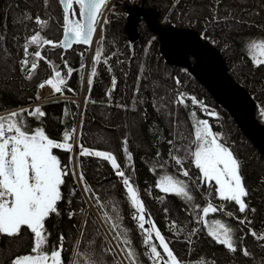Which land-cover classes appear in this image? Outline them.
Returning a JSON list of instances; mask_svg holds the SVG:
<instances>
[{
    "label": "trees",
    "instance_id": "1",
    "mask_svg": "<svg viewBox=\"0 0 264 264\" xmlns=\"http://www.w3.org/2000/svg\"><path fill=\"white\" fill-rule=\"evenodd\" d=\"M3 1L0 0V108L6 106L14 109L25 106L36 99L38 83L51 75L50 70L48 71L44 64H37V69L34 72L29 71L31 62L37 63L34 53L42 45V43L32 45L30 43L31 36L39 32L43 39H52L55 42L62 39L64 13L59 0H47V3L46 0H7L6 5L3 4ZM161 1L142 0V7L145 10L148 7L156 6L157 8L159 4L163 5ZM184 1L167 0V8L157 16V24L166 28L171 25L194 27L202 34L207 30L205 25L210 24L207 38L211 42L215 41L214 45L219 48L225 49V46L230 47L231 45L230 50L233 53L229 57L231 64L241 62V66L237 65L235 66L237 69L233 70L234 73L238 71V75L234 77L242 84L248 85L249 82L260 88L262 91H258L256 101L264 105V68L262 66L254 67L247 55L248 40L253 35L264 36V34L251 30L249 24H242L241 28L237 30L216 31L214 29L220 21L215 22L209 11V6L214 5L216 0H193V9L191 10L187 6L182 9L183 11L181 10L183 16H180L179 6ZM224 3L226 5L224 8L229 7L239 11L247 4L257 9L261 7L264 10V0H225ZM124 6V2L120 0L113 4L105 18L107 23H104L103 36L96 43L91 55H89L90 50L83 46H76L66 51L64 57L58 51L51 52L49 55L55 68L65 75L66 86L64 89H71L68 91L72 96L79 95L81 92V85L89 61L86 88H89L88 80L90 78L92 84L79 125L80 145L92 150L110 152L117 158L122 170L131 175L134 186L140 192L146 207V218L148 214L151 215L162 234L172 241L170 247L178 259L184 261V264H195V261L201 258L213 261L214 264H264V241L254 238L251 234L252 231H255L257 237L264 236V156L237 127L233 129L231 125L234 122L231 117L211 99L186 69L170 66L164 61L160 55L159 36L155 32L147 29V32L151 30L149 37L143 42L140 38L141 43L135 46L134 50L131 49L126 27L129 21L126 13L129 14V12ZM37 15L47 21L45 28L41 29L34 22ZM256 17H259L257 12ZM198 22L200 24L197 26ZM216 39L221 40L223 45L218 44L217 46L219 42ZM122 41L125 46L121 43ZM26 44L32 55L29 59V68H22L20 61L24 57ZM136 50L140 52L137 57L134 55ZM98 51L100 52V61L95 62ZM65 62L68 67L73 69L70 77L66 76ZM93 68L96 69L94 77L91 76ZM46 70L47 73H45ZM28 75H31L32 79H27ZM12 76L14 78L11 79ZM13 79L16 81L15 85L11 83ZM113 80H115V85H113ZM177 80L179 84L176 83ZM161 93H169L173 109L176 112V119L183 126L185 136L192 135V125L195 123V119H206L212 130L220 134L224 142L231 144L241 163V174L249 192V196L245 198L249 210L240 213L238 206L234 203L214 199V204L226 203L227 210L233 211L235 217L239 219L228 218L220 212L209 214L204 218L209 223L212 219H221L238 230L235 235L242 236L243 240L235 253L229 252L207 235V225L196 223L193 215H189L191 205L173 194L160 192L156 187L160 176L178 173V166L168 158L167 153L170 145L166 141L172 140L177 146L187 143L185 139L174 133L173 125L177 124V121L164 119L163 111H160L159 114L156 112L158 105H155L154 97L156 95L161 97ZM178 93H184L187 96L195 94L199 100L205 98L217 108L220 118H206L200 107L191 105L190 101H187L188 108L175 104L174 101ZM40 108L42 109L44 106ZM95 111L100 113L94 115ZM193 111L197 113L195 119L191 116ZM44 112L46 115L43 118L36 120L28 118L27 121L33 126L38 124L44 127L51 137L58 138L64 128L70 134L73 133L78 117V101L76 99L70 98L49 103ZM93 122L97 126L99 123L103 126L102 123L106 122L109 128L110 126L117 127L111 130L112 136L106 138L107 145L92 143L91 140L94 139L95 134L91 131ZM124 124L125 127L122 128ZM216 126L219 127V132H217ZM229 133L230 136H228ZM87 138L90 142L86 140ZM124 140L128 141L127 147L133 156L132 161L127 160L123 150ZM72 141L73 139L70 143ZM157 152H160V157L156 156ZM177 155H183V153L180 152ZM164 160H167V164L161 168L160 165ZM78 163L79 173L83 174L86 185L93 190V193L98 195L104 203L111 202V204L119 206L118 211L124 227L128 229L131 247L137 253L139 264H152L142 243V233L132 218L133 209L125 195L126 189L122 179L116 175L111 164L101 158L79 155ZM70 164L72 168L71 161ZM185 166L190 171L195 169L190 158L185 161ZM70 176L72 179H66L62 190L64 199L58 203L60 215L52 214L48 218L46 226L48 242L52 245H58L61 234L64 235L63 257L65 264H73L81 246L86 252L91 249L93 254L101 255V250L106 244V241H103L101 237L106 234L107 228L104 225L105 229L101 227L100 233L97 234L96 229L100 227L101 222L92 211H87L88 202L85 195L80 189L76 177L71 173ZM190 188L194 191L196 202L201 206H206L209 199L206 193L209 188L207 186L197 187L191 183ZM73 191L75 194L70 195ZM93 193L86 194L96 207ZM213 196H215L214 191ZM68 201L71 203L69 204ZM164 209H168L167 214ZM251 209H255V211H251ZM70 210L76 213L74 220L68 218ZM97 212L102 218V212L99 210ZM239 220H244L245 223L241 224ZM92 221L97 223L94 225ZM247 221H251V223L249 224ZM171 222H176L181 226L182 232L179 236L169 232ZM193 228L200 229V231L192 237L191 243H189L188 234ZM18 238L3 237L0 239V246H7L5 243H16ZM17 244V248L11 251V255L28 251L32 242L27 237L26 241L20 245ZM243 248H247L251 253L250 257L242 254L240 249ZM2 261L0 260V264ZM103 264H111V257L104 256Z\"/></svg>",
    "mask_w": 264,
    "mask_h": 264
},
{
    "label": "snow or ice",
    "instance_id": "2",
    "mask_svg": "<svg viewBox=\"0 0 264 264\" xmlns=\"http://www.w3.org/2000/svg\"><path fill=\"white\" fill-rule=\"evenodd\" d=\"M59 3L62 5L64 13L62 41L57 44L50 39H43L37 32L31 36L30 43L32 45L42 43L51 45L52 48L60 47L62 49H69L74 44H90L108 0H59ZM29 19H31L30 16ZM34 22L41 29L47 26V21L42 20L39 15L35 17ZM104 23H107V20ZM30 55L32 54L26 44L24 59L20 61L22 68H29L28 57ZM247 55L254 67L264 66V38H260L259 42L253 40L247 49ZM34 57L36 61L46 59L40 51H35ZM99 61L100 52L98 51L95 62ZM65 67H67L66 76L70 77L73 69L68 67L66 62ZM36 69L37 63L31 62L29 71L34 72ZM53 72L54 78L47 79L38 87L43 89L48 85L54 92L61 93L66 86L65 75H62L55 66H53ZM95 75L96 69L93 68L91 76ZM27 79H32V76L28 75ZM176 83L179 84V81L177 80ZM91 84L92 79L90 78L88 80L89 89ZM113 85H115V80H113ZM68 90L71 91V89ZM187 101H190L193 106L199 105L207 112L206 106L196 97L187 96L184 93H178L174 103L188 108ZM207 114L216 115L214 112ZM45 115L46 113L40 107H36L34 110H12L6 106L0 108V238L22 237V229H27L32 234L30 253L15 257L11 264H65L63 258L65 237L61 234L58 246L49 249L45 222L52 214L60 215L58 203L64 199L61 189L65 184V177L69 175L70 171L77 181L83 184L85 193H93V190L86 185L83 174H77L75 170H70L66 165H62L61 160L53 152L54 149L72 152L73 143L69 142L73 139L72 134L65 132L62 142H57L51 139L42 127L33 129L28 124V116L43 118ZM191 116L195 119L197 113L193 111ZM260 116L264 118V108L260 110ZM180 135L187 141L186 144L177 146L172 140L166 141L170 145L167 153L168 158L178 166V173L160 176L156 187L160 192L173 194L191 205L189 215H193L196 223L206 224L207 235L229 252L235 253L243 240L242 236L235 235L238 230L221 219H212L209 223L204 218L209 214L220 212L228 218L239 219L235 217L233 211L227 210L226 203L214 204V199L234 203L238 206L240 213L249 210V205L245 200L249 196V192L241 174V163L230 147L222 142L220 134L212 130L206 119H195L190 137L184 136L182 133ZM127 145L128 141L124 140L123 150L127 160L132 161L133 156ZM80 149L81 156H95L108 161L116 175L122 179L126 189L125 195L133 209L132 218L142 233V243L152 264H184V261L178 259L170 247L172 241L162 234L151 215L148 214L146 218V207L140 192L134 186L131 175L122 170L117 158L110 152L92 150L83 145H80ZM180 152L183 155H177ZM160 155V152L156 153L157 157ZM189 158L194 167L199 170V175L195 178L190 175V169L185 166V161ZM166 164L167 160H164L160 165L161 168ZM190 183L196 184L197 187L207 186L209 188L206 193L209 198L206 206H201L196 202ZM213 191L215 196H213ZM74 194V191L70 193V195ZM93 199L97 209L102 212V221L96 231L99 234L101 227L107 226L106 234L101 237L103 241H106V244L101 250V255L93 254L91 249L86 252L81 246L73 264H103L104 256L111 257V264H139L137 253L131 247L128 229L124 227L118 211L119 206L111 204V202L104 203L94 193ZM68 203L70 204L71 201ZM164 211L167 214L168 209H164ZM251 211H255V209H251ZM75 215L76 213L70 210L68 218L74 220ZM239 222L245 223L244 220H239ZM92 223L95 225L97 222L92 221ZM247 223L250 224L251 221H247ZM199 231L200 229L196 228L191 230L188 234L189 243ZM169 232L179 236L182 228L176 222H171ZM251 234L254 238L264 241V236L257 237L255 231H252ZM240 250L244 256H251L247 248ZM195 264H214V262L201 258L195 261Z\"/></svg>",
    "mask_w": 264,
    "mask_h": 264
},
{
    "label": "water",
    "instance_id": "3",
    "mask_svg": "<svg viewBox=\"0 0 264 264\" xmlns=\"http://www.w3.org/2000/svg\"><path fill=\"white\" fill-rule=\"evenodd\" d=\"M126 10L130 14L126 24L130 42L139 40L138 25L141 17H144L149 28L159 36L160 55L165 62L173 67L187 69L211 98L225 108L237 128L264 156V125L255 118L257 101L228 74L221 51L206 38V34L202 35L190 27L156 26L155 18L145 10L133 8L127 3ZM95 32L90 44L79 45L90 47Z\"/></svg>",
    "mask_w": 264,
    "mask_h": 264
},
{
    "label": "rangeland",
    "instance_id": "4",
    "mask_svg": "<svg viewBox=\"0 0 264 264\" xmlns=\"http://www.w3.org/2000/svg\"><path fill=\"white\" fill-rule=\"evenodd\" d=\"M7 0H4L3 2V4L4 5H6V2ZM8 1H12V0H8ZM7 1V2H8ZM217 1V0H216ZM161 2H163V5H160L159 4V7H157L156 8V6L155 7H148V8H146L147 10H145L144 8H142L141 10H145L148 14H149V16H151V17H153V18H155V25L157 26V16L161 13H163L165 10H166V8H167V0H162ZM220 6H219V8H218V10H219V12L217 13V14H213L212 15V19L214 18V21L215 22H217V21H220V23H218L216 26L217 27H215V29L214 30H216V31H232V30H237V29H240L241 28V26H242V24H249V26H250V29L251 30H256V31H260L261 33H263L264 34V16H263V14H264V10L260 7V9H257L256 7H254V6H250L249 4H247V5H245L244 7H242L241 8V10L239 11V10H235L234 8H229V7H227V8H224L226 5H225V3L224 4H222L223 3V0H220ZM192 3H193V0L191 1V0H185L182 4H181V6H179V9H180V12H181V10L182 9H185L187 6H189L190 8H191V10L193 9V7H192ZM228 3V1L226 2V4ZM165 5V6H164ZM213 5V4H212ZM212 7H214V6H212ZM211 8V6H209V9ZM224 8V9H223ZM183 11V10H182ZM210 11V10H209ZM222 11H226V14L225 15H222ZM256 12H257V15H259V17H256ZM180 16H183V13L181 12L180 13ZM261 16H263V17H261ZM141 22H142V28H141V35H140V32L139 31H137L138 32V35L141 37V39H142V42L147 38V37H149V35H150V31H146V27H145V24L144 23H146V25H148L147 24V20L145 19V18H143L142 20H141ZM211 23V22H210ZM197 24V26H198V24H200L199 22L198 23H196ZM172 26H174V25H172ZM175 27V26H174ZM211 27V25L210 24H206L205 25V28H207V30L205 31V32H208L209 31V28ZM192 28V27H191ZM139 29V28H138ZM193 29L194 30H196V31H198V32H200L197 28H194L193 27ZM216 37V36H215ZM260 38H264V36L262 35H253L249 40H248V48H249V42H250V44L253 42V40H255L256 42H259V40H260ZM231 44V43H230ZM232 47H231V45H230V47L229 46H225V49H223V51L221 50V48H219L218 47V49L221 51V53H222V56H223V60H224V62H225V66H226V68H227V72H228V74L232 77V78H234L235 80H236V78L234 77V76H236V75H238V71L237 72H235L234 73V71L237 69L235 66H241V62L240 63H232L231 64V62H230V60H229V57H231V54H233L232 52H231V49ZM56 52V51H55ZM139 54H140V52L139 51H134V55L137 57V55L139 56ZM257 55H258V53H257ZM231 59V58H230ZM250 59V58H249ZM251 60V59H250ZM251 62V61H250ZM251 64H252V62H251ZM133 65V64H132ZM263 68H264V66H262ZM234 70V71H233ZM160 74V73H159ZM12 78H14L13 76L11 77V79ZM42 80H44V79H42ZM238 81V80H237ZM239 82V81H238ZM13 85H15L16 84V81L13 79V81L11 82ZM240 83V82H239ZM247 91H249V93L256 99V97H258L257 96V93H258V91L260 90V88H257L255 85H252L253 83H249L248 82V85H246V84H242V83H240ZM251 85V86H250ZM249 86L250 87H252L251 88V90H250V88H249ZM143 87V86H142ZM260 91H262V90H260ZM192 97H196V95L195 94H192ZM198 100V99H197ZM154 101H155V105L157 104L158 105V110L156 111L158 114H159V112L160 111H163V118L164 119H169L170 121L171 120H176L177 121V124H174L173 125V130H174V133H175V135L176 136H178V137H181V133L185 136V134H184V131H183V126L181 125V123L178 121V119H176L177 117H176V112H175V109H173V104L171 103V99H170V97H169V93H161V97H158L157 95L154 97ZM199 101V100H198ZM144 102H146V101H144ZM96 113H100V112H98V111H95V113H94V115H96ZM84 114V110H83V112H82V115ZM128 114V113H127ZM83 118V117H82ZM180 119V118H179ZM232 123V122H231ZM123 124V123H122ZM102 125L103 126H101L100 125V123H99V126H97L96 124H94V122L92 123V127H91V131L92 132H94L95 134H94V139L92 138V143L94 142V144H96V145H107L108 143H107V141H106V138L108 137V136H112L111 134H112V132H111V130L112 129H116L117 127H113V126H110V128H109V125H108V123H102ZM231 126H233V129H234V124L232 123V125ZM125 127V124H124V126L122 127V128H124ZM109 128V129H108ZM216 128V130H217V132H219L218 130H220L219 129V127L218 126H216L215 127ZM94 131H93V130ZM232 129V130H233ZM122 131V130H121ZM241 132V131H240ZM79 133H80V131H79ZM230 133H231V131H230ZM228 134V136H230L231 134ZM239 135V134H238ZM182 138V137H181ZM245 138H247L246 136H245ZM180 139V138H179ZM183 139V138H182ZM87 141H89V139L87 138L86 139ZM90 142V141H89ZM251 143V142H250ZM77 155V154H76ZM72 157V159L75 157V153H74V156H71ZM70 161H71V158H70ZM74 164H72V166H73ZM74 167V166H73ZM70 168V170H75V172L77 173V171H76V169L75 168ZM70 173H71V171H70ZM72 175V174H71ZM190 175L193 177V178H195L197 175H199V170L198 169H192L191 171H190ZM77 179V178H76ZM80 183V182H79ZM192 184V183H191ZM192 185H196V184H192ZM80 186H83V184L82 183H80ZM85 195H86V201L87 202H89V206H90V208L91 209H93V210H96V212L98 211L97 210V208L94 206V204L91 202V200L89 199V197L87 196V194L85 193ZM90 208L88 207V211H90L91 212V210H90ZM97 214H98V212H97ZM98 216H99V214H98ZM100 221H102V218H101V216H99V218H98ZM26 236L27 235H25V236H22V237H19L18 238V240H17V242L16 243H5V245H7V246H5V247H2V246H0V260H3L2 261V263L1 264H4V263H6L9 259V262H8V264H11V262H12V260H13V255H11V251H13L14 249H16L17 248V243H19V245L23 242V241H26ZM51 243L50 242H48V244H47V247L48 248H51ZM57 246V245H56ZM56 246H52V247H56ZM30 247H32V244L30 245ZM28 253H30V251H28V252H21V254H17L15 257H17V256H19V255H22V254H28ZM14 257V258H15ZM122 259H124L123 257H122Z\"/></svg>",
    "mask_w": 264,
    "mask_h": 264
},
{
    "label": "flooded vegetation",
    "instance_id": "5",
    "mask_svg": "<svg viewBox=\"0 0 264 264\" xmlns=\"http://www.w3.org/2000/svg\"><path fill=\"white\" fill-rule=\"evenodd\" d=\"M128 2L129 3H127V5L128 6H133V8H137V9H142V8H144V7H142V0H136V1H132V0H128ZM224 2H225V0H223V3L222 4H224ZM220 0H217L216 1V3L214 4V5H212V6H214V7H212L211 6V8H210V14L211 15H213V14H217L218 12H219V10H218V8H219V6H220ZM124 7H126V5L124 6ZM226 14V11H222V15H225ZM126 17H128V14L126 13ZM77 18H78V16H77ZM144 17H141V20L143 19ZM141 20H140V22H139V25H138V31L140 32V35H141V28H142V22H141ZM145 24V29L147 30V29H150L149 28V25H146V23H144ZM147 24H148V21H147ZM172 26V25H171ZM175 26V25H174ZM176 28H183V27H178V26H175ZM151 31V30H150ZM207 33L208 32H206V35H207ZM140 36H139V40H137L136 42H134V43H131L129 40V42L131 43L130 44V46H131V49L132 50H134V47L135 46H138L141 42H140ZM216 41L217 42H219V43H217V46H218V44H220V45H223L222 44V41L221 40H219L218 41V39H216ZM215 42V41H214ZM221 42V43H220ZM122 44H124V41H122L121 42ZM96 45V44H95ZM76 46H83V47H86L87 49H89L87 46H85V45H74L72 48H74V47H76ZM124 46H125V44H124ZM95 47V46H94ZM222 48V47H221ZM94 49V48H93ZM90 50V49H89ZM222 51H223V48L221 49ZM57 51L58 52H60L61 54H62V56L64 57L65 56V52H64V50L62 49V48H59V49H57ZM93 51V50H92ZM165 61V60H164ZM46 67V69L49 71V68H48V66H45ZM47 70H46V72L45 73H47ZM66 90V89H65ZM90 90L91 89H87L86 87H85V93L87 94V96L89 95V93H90ZM66 92H67V94H70V92L68 91V90H66ZM58 101H60V100H58ZM63 101V100H62ZM52 102H56V101H50L49 103H52ZM49 103H47V104H49ZM47 104H45L44 105V108H42V110L44 111V109H45V107L47 106ZM12 110H19V108H14V109H12ZM25 115H27L26 113H25ZM30 119V118H34V117H30V116H28L27 117V119ZM35 120L37 119V118H34ZM28 124L34 129V128H36V127H42L41 125H38V124H36V126H33L29 121H28ZM234 126H235V123H234ZM236 127V126H235ZM43 129H44V127H42ZM45 130V129H44ZM65 132H68L67 130H66V128H64L63 130H61V132H60V135H59V137L57 138V137H51L50 135H49V133L48 132H46L45 131V133L51 138V139H53V140H56L57 142H62V138H63V134L65 133ZM70 142V141H69ZM229 147H230V149L233 151V149H232V147H231V144L229 143V142H225ZM53 152H54V154L55 155H57V157L61 160V164L62 165H66L67 167H68V169H70V152H66V151H64V150H61V149H54L53 150ZM234 152V151H233ZM235 154V153H234ZM67 178H71V176H70V172H69V175L68 176H66L65 177V181H66V179ZM72 179V178H71ZM63 188H64V185L62 186V189L61 190H63ZM47 221H48V219L46 220V222H45V224H46V226H47ZM22 233H23V236H25V235H27L26 236V239H27V237L28 238H30V240H31V242H32V234L30 233V231L29 230H27V229H22ZM1 239V238H0ZM52 246L53 245H51V248H52ZM58 246V245H57ZM64 249H65V247H64ZM31 250V247L29 248V250L28 251H30ZM28 251H26V252H28ZM18 254H21V253H18ZM17 254H15V255H13L12 257H13V259H14V257L16 256ZM63 255H64V252H63ZM64 258V257H63ZM65 259V258H64ZM10 260V259H9ZM8 262L9 261H7L6 263H4V264H8Z\"/></svg>",
    "mask_w": 264,
    "mask_h": 264
},
{
    "label": "built area",
    "instance_id": "6",
    "mask_svg": "<svg viewBox=\"0 0 264 264\" xmlns=\"http://www.w3.org/2000/svg\"><path fill=\"white\" fill-rule=\"evenodd\" d=\"M38 92L40 94L39 99L30 105H26L25 108H27L28 110H33L36 105L42 104L46 102L48 99L55 98L54 95L56 94V92H54V90L48 85H46L43 89L38 87ZM60 97H64L63 92L59 93L58 97L56 98H60Z\"/></svg>",
    "mask_w": 264,
    "mask_h": 264
},
{
    "label": "bare ground",
    "instance_id": "7",
    "mask_svg": "<svg viewBox=\"0 0 264 264\" xmlns=\"http://www.w3.org/2000/svg\"><path fill=\"white\" fill-rule=\"evenodd\" d=\"M217 103V102H216ZM219 106H221L219 103H217ZM222 107V106H221ZM223 108V107H222ZM225 110V108H223ZM226 111V110H225ZM256 120L259 122L258 118L255 116ZM260 123V122H259ZM237 127V124H235Z\"/></svg>",
    "mask_w": 264,
    "mask_h": 264
}]
</instances>
